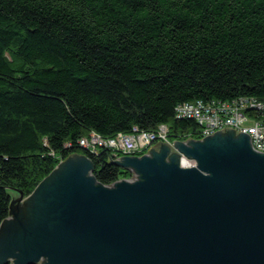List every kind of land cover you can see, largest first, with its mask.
<instances>
[{
  "label": "trees",
  "instance_id": "trees-1",
  "mask_svg": "<svg viewBox=\"0 0 264 264\" xmlns=\"http://www.w3.org/2000/svg\"><path fill=\"white\" fill-rule=\"evenodd\" d=\"M241 99L264 102V0H0V226L74 154L101 184L133 178L82 139L199 140L180 105Z\"/></svg>",
  "mask_w": 264,
  "mask_h": 264
},
{
  "label": "water",
  "instance_id": "water-1",
  "mask_svg": "<svg viewBox=\"0 0 264 264\" xmlns=\"http://www.w3.org/2000/svg\"><path fill=\"white\" fill-rule=\"evenodd\" d=\"M117 164L133 178L107 186L74 154L15 196L0 264H264V153L249 135L159 141Z\"/></svg>",
  "mask_w": 264,
  "mask_h": 264
},
{
  "label": "built area",
  "instance_id": "built-area-1",
  "mask_svg": "<svg viewBox=\"0 0 264 264\" xmlns=\"http://www.w3.org/2000/svg\"><path fill=\"white\" fill-rule=\"evenodd\" d=\"M177 115L179 118L198 121L201 139L224 129H232L249 135L253 148L264 153V102L251 99L231 103L196 101L180 105ZM159 141L172 145L167 125H160L155 131L135 130L134 133H120L111 138L92 134L82 139L81 144L87 149L109 147L121 153V157H140L147 154Z\"/></svg>",
  "mask_w": 264,
  "mask_h": 264
},
{
  "label": "rangeland",
  "instance_id": "rangeland-1",
  "mask_svg": "<svg viewBox=\"0 0 264 264\" xmlns=\"http://www.w3.org/2000/svg\"><path fill=\"white\" fill-rule=\"evenodd\" d=\"M172 142V141H171ZM174 142H172V144H173ZM195 162L194 161H192V160H190V159H187V158H183L182 159V163H181V165L183 166V167H185V168H190V167H193V166H195ZM19 194H15L14 195V197L15 196H18Z\"/></svg>",
  "mask_w": 264,
  "mask_h": 264
}]
</instances>
